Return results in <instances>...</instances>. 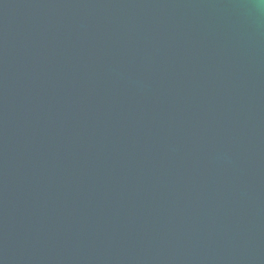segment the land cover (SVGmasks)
Masks as SVG:
<instances>
[{"label":"water","instance_id":"obj_1","mask_svg":"<svg viewBox=\"0 0 264 264\" xmlns=\"http://www.w3.org/2000/svg\"><path fill=\"white\" fill-rule=\"evenodd\" d=\"M0 264H264V3L0 0Z\"/></svg>","mask_w":264,"mask_h":264},{"label":"clouds","instance_id":"obj_2","mask_svg":"<svg viewBox=\"0 0 264 264\" xmlns=\"http://www.w3.org/2000/svg\"><path fill=\"white\" fill-rule=\"evenodd\" d=\"M262 3H264V0H261Z\"/></svg>","mask_w":264,"mask_h":264}]
</instances>
